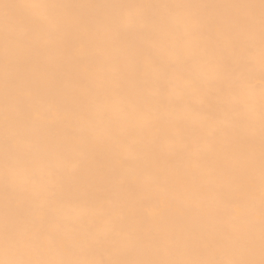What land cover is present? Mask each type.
Listing matches in <instances>:
<instances>
[{
    "label": "bare ground",
    "instance_id": "bare-ground-1",
    "mask_svg": "<svg viewBox=\"0 0 264 264\" xmlns=\"http://www.w3.org/2000/svg\"><path fill=\"white\" fill-rule=\"evenodd\" d=\"M262 259L261 0H0V264Z\"/></svg>",
    "mask_w": 264,
    "mask_h": 264
},
{
    "label": "snow or ice",
    "instance_id": "snow-or-ice-1",
    "mask_svg": "<svg viewBox=\"0 0 264 264\" xmlns=\"http://www.w3.org/2000/svg\"><path fill=\"white\" fill-rule=\"evenodd\" d=\"M261 5L262 8H264V0H261ZM14 264H26V262H14ZM223 264V262H221ZM230 264H254V262L251 261H235V262H230ZM260 264H264V259L260 261Z\"/></svg>",
    "mask_w": 264,
    "mask_h": 264
}]
</instances>
